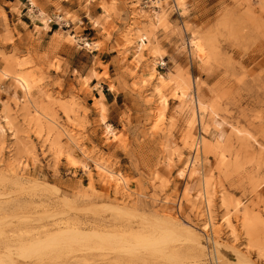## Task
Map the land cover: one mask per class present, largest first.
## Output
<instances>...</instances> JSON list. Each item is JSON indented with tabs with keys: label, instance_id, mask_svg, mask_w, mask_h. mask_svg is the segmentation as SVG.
<instances>
[{
	"label": "rangeland",
	"instance_id": "1",
	"mask_svg": "<svg viewBox=\"0 0 264 264\" xmlns=\"http://www.w3.org/2000/svg\"><path fill=\"white\" fill-rule=\"evenodd\" d=\"M176 1L182 16L102 1L121 24L94 21L103 42L60 32L41 53L9 48L0 6V264H264V114L231 109L264 96V0ZM77 39L113 53H57ZM59 231L84 241L60 250Z\"/></svg>",
	"mask_w": 264,
	"mask_h": 264
},
{
	"label": "crops",
	"instance_id": "2",
	"mask_svg": "<svg viewBox=\"0 0 264 264\" xmlns=\"http://www.w3.org/2000/svg\"><path fill=\"white\" fill-rule=\"evenodd\" d=\"M102 1L108 0H36L39 6H34L31 0H1L0 6L3 5L5 8L9 9V11H7L4 8L6 12L11 15V26L14 27V25H16L18 31L22 33V38L15 36L14 46L10 45L9 48L13 49V47H17L23 53H26L28 50L41 53L50 46L54 41V36L60 32L64 33V37L69 33L71 37L78 36V38H81L80 40H88L90 41L88 42L89 45L103 42V39L100 37L101 30L97 29L94 21L100 20V22L104 24L106 19L109 18V22H112L114 25L120 27L121 24L114 16L105 14L100 6ZM117 1H120L118 7L122 10L123 0ZM11 5L19 6L21 9L22 15H20L17 24H14L13 22ZM66 15H72L78 20L76 22L68 21L65 19ZM109 22H107V24ZM65 25H68V28L65 27ZM77 28L82 30L78 35H76ZM78 40L79 39H77L76 43L72 45H64L63 43H60L58 45L59 50L57 53H113L110 43H105L102 50L95 49L94 51H90L88 47L79 44L77 42ZM165 46L167 47V45ZM94 57H100V54ZM217 77L218 74L203 76V80H206L208 85L212 86ZM96 85L97 84H95V81L93 80V95L97 97L99 96V92L96 94L94 93V90L97 91L95 88ZM103 95L105 97L104 92ZM262 101H264V96L248 95L243 99L240 106H231V109L234 111L235 118H238L241 115L240 109L244 106L249 107L251 110H261L264 114V108L260 105ZM104 104L108 107L106 102H104ZM89 105L91 106V113L88 116V119L93 124L92 128H89V132H98L99 127L96 124L98 117L93 112V103H89ZM225 132L227 134L228 129ZM218 134V132L212 131L210 137L214 138L218 136Z\"/></svg>",
	"mask_w": 264,
	"mask_h": 264
},
{
	"label": "bare ground",
	"instance_id": "3",
	"mask_svg": "<svg viewBox=\"0 0 264 264\" xmlns=\"http://www.w3.org/2000/svg\"><path fill=\"white\" fill-rule=\"evenodd\" d=\"M195 46H196V50L195 51H197V52H201V47L199 46V44H195ZM17 78H19V77H17ZM162 78V77H161ZM16 80H19V79H16ZM20 82H21V85L23 84V87L25 88V89H29L28 87V85L29 84H27L26 83V81L25 80H22V79H20ZM124 183V182H123ZM204 199V198H203ZM204 204H205V201H204ZM207 207V206H206ZM204 208V207H203ZM205 210L207 211V208H205ZM121 215V214H120ZM206 217H208L207 215H206ZM36 221V220H35ZM8 223V222H7ZM168 228V227H167ZM188 230V229H187ZM68 231V230H67ZM71 231V230H70ZM70 231H68V232H70ZM183 231H185V230H183ZM60 232V231H59ZM59 232H57L56 234H55V236L58 234H62L61 232L59 233ZM63 232V231H62ZM66 232V231H65ZM186 232V231H185ZM190 232V231H189ZM189 232H187V234H189ZM73 233V232H72ZM71 233V234H72ZM181 233H182V231H181ZM190 233H192L193 235H194V237L190 240V238H189V242L190 243H192L191 244V246H199V245H202V241L200 240V239H198V236H197V233L196 232H194V231H192V232H190ZM70 234V236H69V233L67 234L68 236H66V233H64V234H62V236L64 235V237H62L63 239H61L60 240V243H62L60 246H59V249L60 250H67V249H69L70 248V245H71V243L73 244V242L74 241H76L75 239H78L79 237H80V235L79 236H77L76 234H75V236H77L76 238H75V236H74V233L71 235ZM57 235V236H58ZM83 235V234H82ZM91 235V234H90ZM181 235H183V234H181ZM181 235H179V236H181ZM191 235V234H190ZM193 235H191V236H189L188 235V237H192ZM53 236V235H52ZM55 236H53L54 238H55ZM57 236H56V238H57ZM66 236V237H65ZM86 236V238H85V240L88 242V236L89 235H83V237L82 238H84ZM95 236V235H94ZM108 236V237H107ZM106 237L107 238H103V237H98V239L97 238H95V240H94V242L96 241V240H100L102 243H104V244H102V246L104 245H106V246H109L110 248H114V247H111L112 246V244H113V242H115V243H118V244H120V245H124L123 247H125V245H128V248H126V252H130V254H135L136 252H135V250L137 251V248H139V247H143L144 245H146V244H141L142 242H143V240H142V236H138V237H136V238H134V239H131L130 241H128L126 244L124 243V241L123 242H117L114 238H113V236H109V235H107ZM184 236V235H183ZM182 236V237H183ZM53 237H50V238H53ZM60 237V236H59ZM91 237V239H90V241L89 242H91V241H93V235L92 236H90ZM117 237V236H116ZM150 237V236H149ZM165 237V236H164ZM167 237V236H166ZM165 237V238H166ZM195 237L197 238V239H195ZM33 238V237H32ZM55 238V239H56ZM61 238V237H60ZM59 238V239H60ZM81 238V237H80ZM151 239H149L148 240V242H151V241H154L153 243H150L149 245H147L146 246V250L147 251H150V250H154V252H156V249H154L155 247H156V244L158 243V241H159V239L158 240H156L155 238V236H151L150 237ZM168 238V237H167ZM187 238V237H186ZM74 239V240H73ZM110 239V240H109ZM168 239H170V238H168ZM188 239V238H187ZM186 239V240H187ZM31 240V239H30ZM73 240V241H72ZM142 240V241H141ZM145 240V239H144ZM161 240H163V239H161ZM52 241H54V239H52ZM61 241H63V242H61ZM72 241V242H71ZM80 241L81 242H83L84 241V239H83V241L80 239ZM79 241V239H78V242L79 243H81ZM105 241V242H104ZM146 241V240H145ZM185 241V240H184ZM71 242V243H70ZM88 242V243H89ZM97 242V241H96ZM164 242H166V241H163V243ZM188 242V241H187ZM41 243V242H40ZM44 243H45V241H44ZM55 243V241L54 242H52L51 244H54ZM70 243V244H69ZM76 243H77V241H76ZM144 243V242H143ZM50 244V243H49ZM56 244L57 245H59V242H56ZM78 244V243H77ZM90 244V243H89ZM35 245V244H34ZM46 245H48L47 243H46ZM42 246V245H41ZM44 246H45V244H44ZM52 245H50V246H48L49 248L51 247ZM73 246V245H72ZM100 246V245H99ZM122 246L120 247V248H122ZM47 247V246H46ZM46 247H41V248H45L46 249ZM86 247V246H85ZM29 248V247H28ZM52 248H54V246L52 247ZM103 248H105V247H103ZM130 248V249H129ZM26 249V248H25ZM25 249H24V251H25ZM45 249H42V250H45ZM51 249V248H50ZM71 250H72V248H70ZM29 250V249H28ZM123 250V249H122ZM121 250V251H122ZM139 250V249H138ZM50 251V250H49ZM52 251H55V248H54V250H52ZM125 250H123L122 252H124ZM132 251H134V252H132ZM28 253V252H27ZM52 253V252H51ZM45 254V253H44ZM56 255V254H55ZM53 256V255H52ZM132 257V256H131ZM134 257H135V255H134ZM136 257H137V255H136ZM133 258V257H132ZM238 258V257H237ZM246 261V260H245ZM249 262V261H248Z\"/></svg>",
	"mask_w": 264,
	"mask_h": 264
},
{
	"label": "built area",
	"instance_id": "4",
	"mask_svg": "<svg viewBox=\"0 0 264 264\" xmlns=\"http://www.w3.org/2000/svg\"><path fill=\"white\" fill-rule=\"evenodd\" d=\"M161 6L162 7H168V9H170L171 12H173V14H177L179 16H182L181 9L178 6V3L176 0H140V4H139V7L145 11H159ZM65 27L68 28V25H65ZM200 134H202V133H200ZM200 137H201V135H199L198 140L201 139ZM198 148H199V144H198ZM181 201H182V197L180 196L178 199V208H177L178 213L180 212ZM205 208H207V207L204 204V211H205V214L208 216L209 213L205 210ZM210 264H217V262L211 261Z\"/></svg>",
	"mask_w": 264,
	"mask_h": 264
}]
</instances>
